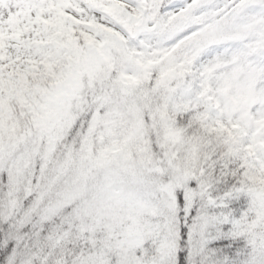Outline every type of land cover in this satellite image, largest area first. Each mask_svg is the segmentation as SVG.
Listing matches in <instances>:
<instances>
[{
  "label": "snow or ice",
  "instance_id": "obj_1",
  "mask_svg": "<svg viewBox=\"0 0 264 264\" xmlns=\"http://www.w3.org/2000/svg\"><path fill=\"white\" fill-rule=\"evenodd\" d=\"M0 264H264V0H0Z\"/></svg>",
  "mask_w": 264,
  "mask_h": 264
}]
</instances>
